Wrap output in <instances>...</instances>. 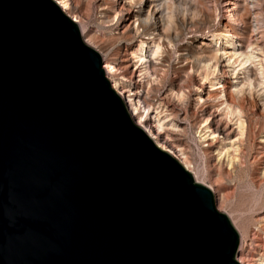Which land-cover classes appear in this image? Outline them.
Here are the masks:
<instances>
[{"label":"water","instance_id":"obj_1","mask_svg":"<svg viewBox=\"0 0 264 264\" xmlns=\"http://www.w3.org/2000/svg\"><path fill=\"white\" fill-rule=\"evenodd\" d=\"M239 245L56 1L0 0V264H240Z\"/></svg>","mask_w":264,"mask_h":264},{"label":"rangeland","instance_id":"obj_2","mask_svg":"<svg viewBox=\"0 0 264 264\" xmlns=\"http://www.w3.org/2000/svg\"><path fill=\"white\" fill-rule=\"evenodd\" d=\"M236 1L235 21L227 18L231 5L224 0H68V10L83 25L82 38L90 39L103 66L111 60L117 68L113 75L117 88L121 90L124 82L126 95H137L144 106H161L159 138L183 150L195 179L213 191L217 209L229 216L240 235L237 259L264 264V104L258 65L250 64L236 76L218 52L216 78L242 103L243 134L223 111L209 80L200 77L199 66L213 48L208 35L221 22L240 35L243 46L254 42L258 53L259 47L264 49V0ZM120 6L125 8L119 11ZM158 37L163 43L160 52L145 59L148 75L142 72V63H136L134 52L142 41L147 53L150 41ZM246 76L253 81L249 92L243 83Z\"/></svg>","mask_w":264,"mask_h":264},{"label":"bare ground","instance_id":"obj_3","mask_svg":"<svg viewBox=\"0 0 264 264\" xmlns=\"http://www.w3.org/2000/svg\"><path fill=\"white\" fill-rule=\"evenodd\" d=\"M56 3L60 6L61 10L64 11L66 14H69V3L68 0H55ZM114 2L117 0H113ZM132 1V0H130ZM226 3H230L231 7L226 10L227 18L236 20L235 12L238 9L237 1L236 0H224ZM127 12L132 9V5L128 4L126 5ZM125 8V7H124ZM123 6L119 7V11L124 9ZM70 17L77 23L76 16H73L69 14ZM145 21L148 20V17L144 18ZM144 20L142 21V25H145ZM167 22L169 24L172 23L170 14H167ZM78 24V23H77ZM80 28L81 36L85 33L83 25H78ZM176 30L177 28H174ZM209 42L212 43L213 48L210 51L209 55L204 59V62L200 64V77L202 80H209L210 87H212L213 95L215 97H218L220 99L219 104L223 105V111L226 112L231 119L233 120V123L236 125L237 131L239 134H243L244 128H245V122L242 118V103L241 101L234 96H231L230 92L228 93L226 86L223 84L221 79L216 78L217 73V61H218V52H222L223 56L226 60V66L230 68L231 74L237 73V71H241L242 73L245 72V70L248 69L250 64H257L258 68L257 71H259V79H260V88L263 89V91L260 93V96H262V102L261 104H264V49L262 47H259L260 53L257 52L258 44L256 43H248L247 45L243 46L240 40V35L238 33H235L233 29L230 27L229 24L226 22H221L220 27L210 33L208 35ZM169 37V36H165ZM157 41H150V48L147 49V53H145V44L144 42L140 41L137 44V47L134 52V57L136 58V63H142V72L151 75L150 66H146L145 59L148 55L155 56L157 55L161 48H162V42L160 41V38ZM90 39H84V42L87 44L90 42ZM89 41V42H88ZM168 42H170V39L168 38ZM152 43V44H151ZM236 67V68H235ZM106 76L110 79L111 85L113 88L117 89L120 93L119 95L123 98L124 102L128 106L130 110V114L135 120V122L142 126L149 134L150 136L155 140V142L163 149L169 151L172 153L179 161L189 170V160L186 158L185 153L180 148H175L174 146L169 145L166 140H161V137L159 138V133L162 130L163 125V115H162V109L160 105H156L154 107L150 106L149 104H146L145 106L141 104V101L139 100L138 96L135 95L134 97H130L131 94H125V91L123 90V87L125 86L124 82L122 83L123 86H121V90L117 88L118 83L113 78L115 71L117 68L113 64L111 60H105L104 66ZM237 76V75H236ZM246 86V90L249 92L251 91V86L253 85V81L250 79V76L245 77V81L243 82ZM215 87V85H217ZM241 92V90H239ZM177 97H181L182 94H176ZM237 99V102L236 100ZM241 99V98H240ZM148 121L149 125H145V122ZM202 127V126H201ZM203 127H206L205 130H208L209 127L206 125H203ZM208 133H211L210 130ZM231 144V143H230ZM223 151L226 150V148H222ZM194 176L197 179V176L195 175V172L191 171ZM255 187L257 185L254 183L252 184ZM257 188V187H256ZM258 189V188H257ZM256 189V191H257ZM260 193V192H259ZM256 194V193H255ZM262 194V193H261ZM256 196V195H255ZM255 198V197H254ZM226 199V198H225ZM261 201V199H260ZM222 202V201H221ZM259 203V202H258ZM262 203V202H261ZM259 203V204H261ZM255 204V203H254ZM254 206V205H253ZM236 225V224H235ZM241 249V246H240ZM238 261L243 264L240 256L238 257Z\"/></svg>","mask_w":264,"mask_h":264}]
</instances>
